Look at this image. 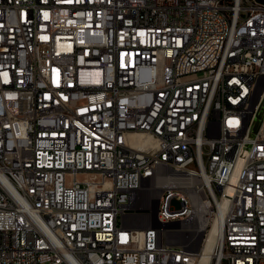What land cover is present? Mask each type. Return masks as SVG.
<instances>
[{"label":"built area","instance_id":"obj_1","mask_svg":"<svg viewBox=\"0 0 264 264\" xmlns=\"http://www.w3.org/2000/svg\"><path fill=\"white\" fill-rule=\"evenodd\" d=\"M207 249L205 264H264V4L0 0V264H199Z\"/></svg>","mask_w":264,"mask_h":264},{"label":"bare ground","instance_id":"obj_2","mask_svg":"<svg viewBox=\"0 0 264 264\" xmlns=\"http://www.w3.org/2000/svg\"><path fill=\"white\" fill-rule=\"evenodd\" d=\"M251 16H258V2L250 0ZM215 102H222V95H215ZM239 125V133H248L250 131V118L234 117V111H225L220 114V124ZM223 135L227 138H238V131L232 130L230 127H223ZM249 144H258V137H249ZM198 186H206V175H199ZM197 203L199 206H206V196L197 194ZM133 206H141V199H133ZM187 224V216H178L177 219H167V228H180V225ZM191 225L194 231H209L213 227V217L208 211H198L191 218ZM209 250L204 252L199 264H205L208 258Z\"/></svg>","mask_w":264,"mask_h":264},{"label":"water","instance_id":"obj_3","mask_svg":"<svg viewBox=\"0 0 264 264\" xmlns=\"http://www.w3.org/2000/svg\"><path fill=\"white\" fill-rule=\"evenodd\" d=\"M258 3L264 4V0H256ZM255 131V129H254Z\"/></svg>","mask_w":264,"mask_h":264},{"label":"rangeland","instance_id":"obj_4","mask_svg":"<svg viewBox=\"0 0 264 264\" xmlns=\"http://www.w3.org/2000/svg\"><path fill=\"white\" fill-rule=\"evenodd\" d=\"M173 207L177 209L178 205L176 203H173Z\"/></svg>","mask_w":264,"mask_h":264}]
</instances>
